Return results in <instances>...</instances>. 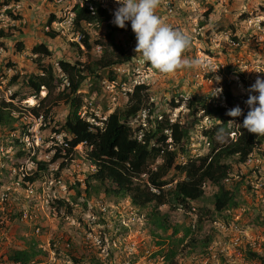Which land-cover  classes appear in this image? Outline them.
Returning a JSON list of instances; mask_svg holds the SVG:
<instances>
[{"label":"rangeland","instance_id":"obj_1","mask_svg":"<svg viewBox=\"0 0 264 264\" xmlns=\"http://www.w3.org/2000/svg\"><path fill=\"white\" fill-rule=\"evenodd\" d=\"M101 1L111 14L121 6L117 0ZM76 2L80 0H19L0 9V29L6 31L14 27L17 30L12 38L0 40V65L6 76L18 74L24 77L38 73L37 58L32 54V48L38 44L46 45L52 52L51 57L44 58L42 63L54 66L58 60L88 62L100 55L99 47L86 53L80 46L82 53L77 55L72 44L79 43L73 40L72 33L64 35V30L54 28L64 22V14L72 11ZM6 9L19 19L13 20ZM156 13L167 24L190 36L191 45L184 56L198 58L202 65L197 69L160 73L139 53L136 54L137 41L129 22L127 30L117 35L116 43L128 49L131 61L113 68L116 75L113 84L87 78L80 91L86 101L81 108L84 117L89 121L104 120L114 110L124 107L125 93L138 84L148 87L151 102L157 108L155 116L165 112L185 124L192 125V117L184 107L187 99L200 97L208 102H223L227 88L232 92L236 106L248 112L245 101L249 89L258 77L264 78V0H159ZM51 15L55 21L47 27ZM103 29L94 24L84 25V32L92 40L102 35ZM49 32H55L57 36L50 38L46 34ZM19 43L22 45L20 50ZM5 64L7 67L4 68ZM123 78L128 82H123ZM6 82L0 76V99L8 103L12 90L7 89ZM62 87H56L44 102L51 111L47 120L34 118L28 111L44 98L46 89L42 88L39 97L12 102L16 108L12 112L16 119L13 126L17 129L12 136L22 139L24 147L29 149L28 157L19 159L16 156L19 147L11 141L12 138L4 136L6 133L3 134L5 138L0 134V196L7 190L9 193L6 202L0 201V218L4 221L0 230V264L5 254L29 247L38 252L31 264H72L70 253L85 257L82 264H88V258L92 256L102 264H166L157 252L160 249L158 243L168 236V232L164 234L154 229L149 218L150 208L139 210L131 206L129 199L109 197L102 192L88 195L83 192V186L80 188L81 197L75 202V183H82L87 174L94 172L83 145L76 147L78 157L58 178L61 179L60 186L52 189L43 186V182L54 180L46 175L42 183L36 182L33 193L27 192L22 174L31 175L35 169L31 157L49 161L55 149L63 146L64 134L57 131H61L68 110L63 100L55 102ZM218 88L223 89L222 94L214 96ZM177 93L184 101L174 108L171 99ZM142 118L144 113L132 125L140 123ZM209 123L204 119L199 126L191 127L188 146L191 156L207 151L208 145L200 131L202 125ZM256 153H264V147ZM256 155L251 156L246 164H233L231 174L233 181L245 176L249 187L241 188V206L232 210L231 215L244 232L241 243H232L234 231H215L212 243L206 249L199 245L196 249L181 246L176 257L178 264H264L248 255L249 252L258 253L264 260V158ZM57 165L58 162L50 165V171H55ZM214 193V188L206 187L204 199L191 205V209H195L189 218L192 224L196 225L201 211L212 207ZM24 210L29 212L27 220H21V214L20 218L13 219ZM160 211L165 213L169 209L162 207ZM185 212L172 211L173 221L178 225L185 224ZM211 229H214L213 224L206 221L202 230L196 229L192 237L198 243Z\"/></svg>","mask_w":264,"mask_h":264},{"label":"trees","instance_id":"obj_2","mask_svg":"<svg viewBox=\"0 0 264 264\" xmlns=\"http://www.w3.org/2000/svg\"><path fill=\"white\" fill-rule=\"evenodd\" d=\"M16 1L19 0H0V9L9 7ZM100 1L80 0L72 7L74 28L83 35L79 45L72 44L77 50V55L82 53L79 47L81 45L86 53L99 47L101 53L98 57L88 62H81L78 59L74 62L58 60L54 66L42 63L44 58L51 57L52 52L46 45L38 44L32 48V54L36 56L38 62V73L24 77L18 74L8 77L0 65V76L7 81L5 84L7 89L12 90L10 102L0 99V134L3 138H12L11 141L19 147L16 155L19 159L28 157L29 149L24 147L22 139H15L12 136L17 130L13 126L16 119L12 112L16 108L12 102L25 100L26 97H39L42 88L46 89L44 98L28 111L34 118L42 117L47 120L51 111L44 102L56 87L63 85L55 99V102L63 100L68 110L60 127L61 131H57L64 134L63 146L55 149L49 161H38L31 157L35 169L31 175L24 173L23 183L34 187L36 182L42 183L46 175L54 180L58 179L78 157L76 147L83 145L87 159L94 166V172L87 174L82 183H75V202L81 197L80 188L83 186V192L88 195L91 192H95V195L102 192L109 197L129 199L131 206L136 209L150 208L149 218L154 229L164 234L168 232V236L158 243L160 249L157 255L162 256L166 264H178L176 257L181 246L196 249L199 245L206 249L212 243V234L216 230L211 229L208 236L197 243L192 237L196 229L202 230L206 221L212 223L220 219L228 223L231 216L225 215V212L240 208L241 188L249 187L243 175L233 181L231 177L233 164H246L249 158L256 154L259 158H264V153H256L264 147V135L249 133L239 126L242 125V119L247 111L242 110L243 115L237 118L226 114L228 110L236 107L235 98L228 88L224 90L223 102H208L200 97H191L184 102L188 115L192 117L193 126L182 123L179 119H172L165 112H159L155 116L157 108L151 102L148 87L144 84L131 87L125 93L127 100L124 107L114 110L104 120L97 119L100 125L91 123L87 117H81V108L86 101L80 91L87 78L94 81L107 80L113 84L116 82L113 68L131 61L128 49L116 43L117 35L125 32L128 24L124 29L115 26L112 23L113 15L102 7ZM6 10L13 20L19 19ZM54 21L55 17L51 15L47 27ZM88 23L104 28L102 35L92 40L84 32V24ZM16 31L14 27L7 28L6 31L0 29V40L12 38ZM46 34L50 38L57 36L55 32ZM21 48L22 45L19 43V50ZM122 81L128 82L124 78ZM23 91L27 93L23 94ZM175 98L177 103H174ZM182 98L183 96L180 97L177 93L171 99V105L178 108L184 101ZM142 113L144 118L141 122L132 125ZM204 119L210 121L209 125H202L200 131L201 137L208 145L207 151L202 155L191 156L188 148L191 127L199 126ZM232 120L238 125L227 124ZM231 134L233 137L230 138ZM57 162V169L50 171L49 166ZM206 187L215 189L212 207L201 211L195 225L191 223L188 213L193 203H199L204 199ZM83 206L86 207V204ZM162 207H168L169 211L161 212ZM174 210L186 211L188 216L186 215L183 221L185 224L178 225L173 221L171 213ZM21 212L12 218H20ZM2 228L3 225L0 224V230ZM37 254L33 247L13 251L2 256L4 259L1 264L9 262L31 264ZM248 255L251 259L264 262L258 253L249 252ZM70 256L72 264H82L85 259L82 256L75 257L71 253ZM88 261V264H102L93 256L89 257Z\"/></svg>","mask_w":264,"mask_h":264},{"label":"clouds","instance_id":"obj_3","mask_svg":"<svg viewBox=\"0 0 264 264\" xmlns=\"http://www.w3.org/2000/svg\"><path fill=\"white\" fill-rule=\"evenodd\" d=\"M121 5L113 13L112 23L124 29L130 22L136 37V54L151 64L160 73L169 74L178 69H197L202 65L198 58H188L184 52L191 45V38L185 32L173 28L156 13L159 0H117ZM218 96L223 89L215 90ZM248 99L245 101L248 112L244 116L242 125L249 133L264 135V78L258 77L249 89ZM229 117L237 118L243 111L236 106L226 113ZM227 124H235V120ZM223 132V130H221ZM233 137V135H232Z\"/></svg>","mask_w":264,"mask_h":264},{"label":"built area","instance_id":"obj_4","mask_svg":"<svg viewBox=\"0 0 264 264\" xmlns=\"http://www.w3.org/2000/svg\"><path fill=\"white\" fill-rule=\"evenodd\" d=\"M100 3H101V5H102L103 8L108 9L107 7H105L103 1H100ZM109 12H110V10H109ZM73 22H74V14H73L72 11H69V12H67V13L64 14V22L57 24V27H54V28H57L58 29V27H59V29L64 30V32H62V34H64V35H70V33H72L73 40L76 41V42H78L80 44V41H81L83 35H82V33L80 31H76L75 30ZM60 24L63 25V26H61ZM84 25H87L88 26V25H91V24L88 23V24H84ZM48 29L49 28H47V30ZM74 30L76 32H74ZM80 47H82V46L80 45ZM84 116H85V113H81V117H84ZM90 122L93 123V124H96V125H100V123H98L97 121H94V120H92ZM23 175H24V173L22 174V177H23ZM43 183H44L43 186H45L47 189H52L54 187H58V186L61 185V179H56V180H53V181H51L49 183H47V182H43ZM26 190H27L28 193H33L34 192L33 185H30V184L27 183L26 184ZM8 194H9L8 193V190L5 191L0 196V201L1 202H6L8 200ZM194 211H195V209L192 208L191 211L188 213V215L191 217L192 212H194ZM225 215H230L231 216L232 215V210L226 211L225 212ZM28 218H29V212L27 210L22 211L21 212V220H27ZM236 221L237 220L234 219V218H232V216H231V219H230V221H228V223H227V221L220 220V219L218 220L217 219V220L213 221L212 224H213V228L216 231H218V232L219 231H221V232L222 231H225V229H226V231H229V230L234 231L235 234H234V238H233L232 243L234 245H237L239 243V241L244 238V232L240 229L241 227L239 225H237V222ZM0 224L3 225L4 224L3 221H1ZM192 227L194 228V226H192ZM38 231L39 230L36 229V232H38ZM5 264H19V263L9 262V263H5Z\"/></svg>","mask_w":264,"mask_h":264}]
</instances>
